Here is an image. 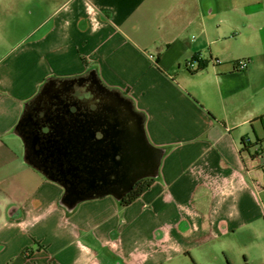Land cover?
<instances>
[{
    "label": "crops",
    "instance_id": "0c3cea01",
    "mask_svg": "<svg viewBox=\"0 0 264 264\" xmlns=\"http://www.w3.org/2000/svg\"><path fill=\"white\" fill-rule=\"evenodd\" d=\"M88 73L164 152L130 204L68 210L18 124ZM241 241L264 255V0H0V264H236Z\"/></svg>",
    "mask_w": 264,
    "mask_h": 264
},
{
    "label": "flooded vegetation",
    "instance_id": "af4514ba",
    "mask_svg": "<svg viewBox=\"0 0 264 264\" xmlns=\"http://www.w3.org/2000/svg\"><path fill=\"white\" fill-rule=\"evenodd\" d=\"M51 84L53 90L42 92L32 101L18 126L26 138L31 160L66 183L68 194L74 197L112 190L117 195L123 194L124 198L139 182L151 178L149 174L155 170L157 153L149 154L146 149L141 137L143 118L134 112L128 99L103 87L90 73L73 81ZM66 104H72L73 114L70 115ZM62 116L96 120L93 124L96 136L84 145L79 144L77 150L70 146L66 149L67 141L62 139V135L66 136L58 133L60 128L57 126ZM116 122L119 125L114 129ZM34 134L39 135L36 145H33ZM71 149L76 152L73 155H77L75 162L80 164V168L88 170L86 167L92 164L98 169L94 181L85 171L80 172V176L67 174L70 167L67 153ZM116 168L119 169L117 174ZM125 168H129V177L136 180L127 193L124 191L130 182L121 180Z\"/></svg>",
    "mask_w": 264,
    "mask_h": 264
},
{
    "label": "water",
    "instance_id": "95a60500",
    "mask_svg": "<svg viewBox=\"0 0 264 264\" xmlns=\"http://www.w3.org/2000/svg\"><path fill=\"white\" fill-rule=\"evenodd\" d=\"M75 79L76 78H73L70 80L73 81ZM98 81L103 87L107 88L99 79H98ZM66 107H67L68 111L70 112V115L74 113L71 109L72 104H66ZM94 122H96V120H90L87 117L84 119L76 117L75 119H70L69 121L66 120L65 116H62L61 118H59V122H58L57 126L60 128V130L58 131V133H60V134L68 133L67 137H64L62 135V139L67 141L66 145H64V147L66 149H68V147L70 146V147L75 148L77 150L79 144L84 145V143L87 142L88 139L95 137L97 130L95 128H93ZM118 125L119 124L116 122V124L113 126V128L116 129L118 127ZM16 131L19 132L18 130H16ZM118 132H120V130H118ZM141 137H142V140L144 141L146 149L149 151V154H152L154 152L157 153V160H156V164L154 166L155 170L153 173L149 174V176H151V177H156L158 174V170H159V166H160V162L162 159L164 149L161 147H158V146H154L151 143H149L142 128H141ZM33 139H34L33 145H36L38 143V140H39V135L34 134ZM118 147H120V144L118 145ZM67 154L70 156V158L68 159L70 167L67 170V174H70L73 176H80L79 173L85 171V173H87L89 176L93 177V181L95 180L96 172L98 170L95 166H93L92 164H89L88 167H86V168H89L88 170L82 169V168H80V164H78V163L76 164V162H75L77 155H73V154H76V152H74L71 149V151H69ZM60 165H62V163H60ZM115 172H116V174L119 173V169L116 168ZM109 175H110V173H109ZM129 176H130L129 168H125V170L123 171L121 180L127 181V182L129 181L130 184H129L128 188L125 189L124 193L129 192L132 189L134 182L136 181L135 179H131ZM50 178L57 180V178H55V177H50ZM62 186L64 187V195L62 197L61 202L68 210H72L75 208V206L78 204V202L81 201L82 199H84L85 197H78V196L74 197L73 195L68 194V187H67L66 183H62ZM105 191H108V190H105ZM102 192H104V191H102ZM122 197H123V194L116 196V198L118 200H121Z\"/></svg>",
    "mask_w": 264,
    "mask_h": 264
},
{
    "label": "rangeland",
    "instance_id": "374dc122",
    "mask_svg": "<svg viewBox=\"0 0 264 264\" xmlns=\"http://www.w3.org/2000/svg\"><path fill=\"white\" fill-rule=\"evenodd\" d=\"M224 56H230L228 50L223 52ZM251 243V242H250ZM263 246L260 243H252L251 246L245 247V243L242 241L231 250V256L236 264H257L264 258ZM230 253V252H229ZM219 255L222 256V251H219ZM263 257V258H262ZM187 264H198L190 256L187 258ZM204 264V263H203Z\"/></svg>",
    "mask_w": 264,
    "mask_h": 264
},
{
    "label": "trees",
    "instance_id": "16d2710c",
    "mask_svg": "<svg viewBox=\"0 0 264 264\" xmlns=\"http://www.w3.org/2000/svg\"><path fill=\"white\" fill-rule=\"evenodd\" d=\"M25 114L23 115V117L21 118L19 124L21 123L22 119L24 118ZM18 124V126H19ZM242 143L244 145H248V142H246L244 139L242 140ZM154 182V178L151 177V178H148L146 180H143L141 182H139L130 192L129 194L122 198L120 200V205L121 206H125V205H128L130 204L131 202H133L137 197H139L142 192H144L146 189H148L152 183Z\"/></svg>",
    "mask_w": 264,
    "mask_h": 264
},
{
    "label": "built area",
    "instance_id": "2783aa9c",
    "mask_svg": "<svg viewBox=\"0 0 264 264\" xmlns=\"http://www.w3.org/2000/svg\"><path fill=\"white\" fill-rule=\"evenodd\" d=\"M150 58H153V55H150ZM199 60L200 59H195V60L189 61L187 63V68L189 70H195L197 68L196 62L199 61ZM248 64H249V60L248 59H239V60L236 61V68L237 69H240V70H243V69H246V67L248 66ZM257 151H258V149H257ZM255 185H256V187L261 188V185H260L259 182L255 181Z\"/></svg>",
    "mask_w": 264,
    "mask_h": 264
}]
</instances>
